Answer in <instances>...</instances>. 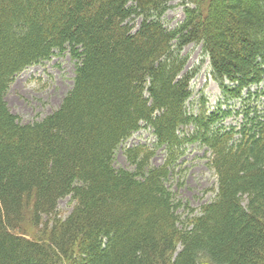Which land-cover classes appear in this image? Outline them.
Masks as SVG:
<instances>
[{
  "label": "trees",
  "instance_id": "trees-1",
  "mask_svg": "<svg viewBox=\"0 0 264 264\" xmlns=\"http://www.w3.org/2000/svg\"><path fill=\"white\" fill-rule=\"evenodd\" d=\"M172 1L0 0V264H264V103L254 97L238 127L188 115L201 65L186 69L182 55L201 44L231 90L264 80V0H179L185 18L168 29ZM65 53L73 87L24 122L6 101L16 74ZM140 122L153 142L126 148L131 169L113 167ZM193 142L218 177L194 216L164 187ZM158 149L165 160L149 168L140 153ZM67 196L75 205L61 218Z\"/></svg>",
  "mask_w": 264,
  "mask_h": 264
},
{
  "label": "rangeland",
  "instance_id": "rangeland-1",
  "mask_svg": "<svg viewBox=\"0 0 264 264\" xmlns=\"http://www.w3.org/2000/svg\"><path fill=\"white\" fill-rule=\"evenodd\" d=\"M169 4L170 7L162 19L168 29H173L183 22L185 6L179 0ZM140 21L141 19L138 20L137 27ZM182 55L189 56L186 68H193L198 63L201 65L200 62L204 59L200 72L191 82L194 91H206L211 98L218 96L220 93L218 85L205 80L209 73L207 67L209 60L204 56L201 44H189L183 49ZM74 77L75 63L69 53L55 55L48 61L30 65L16 74L7 91L6 101L11 111L20 116L24 122L41 119L60 106L73 87ZM211 101L215 103L217 99ZM233 122H235L234 118L228 121V125L236 124ZM151 139L148 133L143 132L142 138L137 141L132 138L127 144L148 143ZM205 151L204 147L189 145L171 171L173 176L169 187L178 200L193 209L192 216L200 213L201 207L214 198L217 190V179L207 163L209 154ZM164 160L165 153L162 149H158L152 159L153 165L160 166ZM116 165L131 169L122 150L116 152ZM74 205L75 201L71 196L62 198L58 204L59 216L66 218L72 212Z\"/></svg>",
  "mask_w": 264,
  "mask_h": 264
},
{
  "label": "bare ground",
  "instance_id": "bare-ground-1",
  "mask_svg": "<svg viewBox=\"0 0 264 264\" xmlns=\"http://www.w3.org/2000/svg\"><path fill=\"white\" fill-rule=\"evenodd\" d=\"M163 20V19H162ZM166 27V25H165ZM167 28V27H166ZM193 44V43H191ZM196 44V43H194ZM201 68L204 63V59L201 60ZM199 66V63L198 65ZM194 66V67H196ZM209 69L208 75L205 77V80L215 82L219 89L220 93L218 96H214V99H217L215 103H212L211 100H214L209 96V93L206 91H194L191 82L196 77V75L192 77L188 81V98L186 100L187 107H191V110L187 109V114L192 115L194 117H201V114H203V117L201 118H211L212 123L217 124V127H229V126H241L243 124L244 120H246L247 115H251V111L253 110V107H256L259 102L253 101L254 97L260 98V103H264V80H261L260 82L254 81L250 82L248 86L242 85L239 87L238 90H231L227 87L230 85H233V82H231L227 77H224L222 79H218L211 71L209 65L207 66ZM191 69V68H186ZM186 69L184 71H181L180 78L183 77V73L186 72ZM235 119L236 124H230L228 125V121L231 119ZM141 128L138 130H133L131 133L126 137V140L122 142L118 147L115 149V152L121 151L122 154L125 155L126 148L130 147L132 144H127L132 138L139 140L143 137V132L151 133V128L149 123L140 122ZM179 136L181 138L188 137L187 132L189 130H194L195 126L193 123H187V124H179ZM134 146L140 145V142L133 143ZM189 145H198L196 142L193 143H186L185 148H187ZM184 154V152H183ZM182 154V155H183ZM181 155V157H182ZM140 157L143 159H146L148 163V167H153L151 155L148 152L142 151L140 153ZM180 157V158H181ZM179 158V159H180ZM112 166L117 168L116 165V155L114 158V163H112ZM134 169V167H132ZM172 168L170 171H168L167 179L164 184V187H169V183L171 182V177L173 176ZM163 182V181H162ZM166 191V188H165ZM22 230L17 231L15 234L18 236H21Z\"/></svg>",
  "mask_w": 264,
  "mask_h": 264
}]
</instances>
